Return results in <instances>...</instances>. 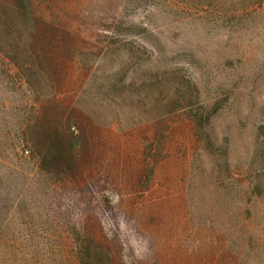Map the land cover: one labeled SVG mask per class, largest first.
Returning a JSON list of instances; mask_svg holds the SVG:
<instances>
[{
    "label": "rangeland",
    "instance_id": "rangeland-1",
    "mask_svg": "<svg viewBox=\"0 0 264 264\" xmlns=\"http://www.w3.org/2000/svg\"><path fill=\"white\" fill-rule=\"evenodd\" d=\"M34 1L70 33L55 126L84 140L77 178L40 174L41 108L0 50V264L93 240L113 264H264V0Z\"/></svg>",
    "mask_w": 264,
    "mask_h": 264
},
{
    "label": "trees",
    "instance_id": "trees-1",
    "mask_svg": "<svg viewBox=\"0 0 264 264\" xmlns=\"http://www.w3.org/2000/svg\"><path fill=\"white\" fill-rule=\"evenodd\" d=\"M34 2L0 0V50L18 67L21 81L27 82L31 87L41 108L36 120H32L33 125L28 132V141L33 147L32 158L38 164L40 174L46 173L51 175L53 181L58 179L65 182L79 175L80 152L84 140L82 133H76L72 129L75 122L71 118L66 124L67 127L58 129L55 126L58 121L57 111L61 105L58 103L59 92L66 79L60 65L68 58L66 53L72 50L70 48L64 51L62 45H65L70 33L66 29H63V33L54 21H47L44 17L45 11L34 8ZM179 103L175 101L173 109L179 110ZM211 114L212 112L206 117L203 111L193 115V122L200 134H206ZM256 191L263 192V187ZM255 193L252 192V196ZM113 262L110 251L95 240L89 241L78 250V264Z\"/></svg>",
    "mask_w": 264,
    "mask_h": 264
},
{
    "label": "built area",
    "instance_id": "built-area-1",
    "mask_svg": "<svg viewBox=\"0 0 264 264\" xmlns=\"http://www.w3.org/2000/svg\"><path fill=\"white\" fill-rule=\"evenodd\" d=\"M25 152H26V154H29V153H30L29 149H26V151H25Z\"/></svg>",
    "mask_w": 264,
    "mask_h": 264
}]
</instances>
